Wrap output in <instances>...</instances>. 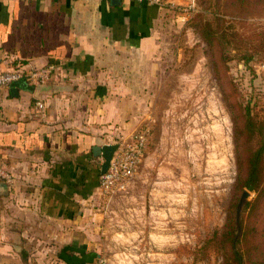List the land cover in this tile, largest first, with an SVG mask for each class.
<instances>
[{"label":"crops","instance_id":"0c3cea01","mask_svg":"<svg viewBox=\"0 0 264 264\" xmlns=\"http://www.w3.org/2000/svg\"><path fill=\"white\" fill-rule=\"evenodd\" d=\"M166 11L137 0H0V71L55 66L46 82L28 81L34 91L0 90V165L15 178L1 182L0 264H98L85 224L104 161L93 147L141 127L140 89L166 63Z\"/></svg>","mask_w":264,"mask_h":264},{"label":"rangeland","instance_id":"374dc122","mask_svg":"<svg viewBox=\"0 0 264 264\" xmlns=\"http://www.w3.org/2000/svg\"><path fill=\"white\" fill-rule=\"evenodd\" d=\"M163 1L166 63L139 96L140 126L149 128L143 161L125 189L94 194L85 224L107 264H224L215 233L231 212L234 243L250 221L264 245V198L252 213L257 195L238 188L236 151L258 143L242 135L246 110L264 122V0ZM200 21L219 30L220 45L206 42Z\"/></svg>","mask_w":264,"mask_h":264},{"label":"trees","instance_id":"16d2710c","mask_svg":"<svg viewBox=\"0 0 264 264\" xmlns=\"http://www.w3.org/2000/svg\"><path fill=\"white\" fill-rule=\"evenodd\" d=\"M261 0H253L254 4ZM250 0H228L227 4L230 7H246L252 4ZM241 14H245L241 11ZM203 31L201 35L206 42L215 46L220 45L222 42L219 36V30L212 27L211 22L199 23ZM22 70L20 67L10 70ZM242 135L247 138V143L253 139H258L255 148L247 149L245 155L242 154L241 146H237V162L239 167L238 188L239 190L248 189L249 191L256 192V199L250 203L252 213L255 211L258 202L264 198V122L257 121L251 112L246 110V120H244ZM234 208V206H232ZM251 213V214H252ZM248 223L244 224V233L237 244L234 243L236 236L235 229V216L231 212L227 218L222 232L215 233V240L224 253V264H264V245H256L254 242L257 229L254 225Z\"/></svg>","mask_w":264,"mask_h":264},{"label":"built area","instance_id":"2783aa9c","mask_svg":"<svg viewBox=\"0 0 264 264\" xmlns=\"http://www.w3.org/2000/svg\"><path fill=\"white\" fill-rule=\"evenodd\" d=\"M165 7L163 0H137ZM194 0H192L193 2ZM194 4L192 3V7ZM54 65H49L39 70L30 72L22 70L0 71V90L10 87L14 81L25 77L30 83L41 84L46 82L53 71ZM39 108L43 109L44 104L39 103ZM149 140V128L141 126L132 134L128 141L119 143V148L114 152L108 170L100 176V189L109 195L125 189L135 175L141 162L143 161L146 147ZM0 181L7 185H12L15 181L14 176L2 165H0ZM98 264H107L104 257L99 258Z\"/></svg>","mask_w":264,"mask_h":264},{"label":"water","instance_id":"95a60500","mask_svg":"<svg viewBox=\"0 0 264 264\" xmlns=\"http://www.w3.org/2000/svg\"><path fill=\"white\" fill-rule=\"evenodd\" d=\"M10 87H11L10 90L14 96H18L21 89L27 90V91H34L35 90V86L30 85L28 80L25 77H23L17 81H14ZM119 146H120L119 143H115V144H107V145L94 146L93 147L94 155L98 156V157H102L104 159L103 165L101 168L102 174L108 170L110 163H111V160L113 158L114 152L119 148ZM4 186L5 185L2 184L0 181V190ZM1 193L2 192H0V194ZM249 194H250V192L248 190L244 191L242 198L240 200V203H239L238 213L240 212V209H241L243 203L245 202L246 198L249 196ZM238 227H239V224H238Z\"/></svg>","mask_w":264,"mask_h":264}]
</instances>
